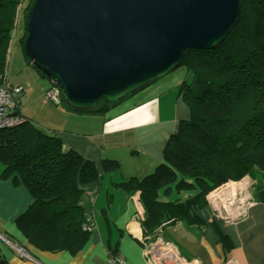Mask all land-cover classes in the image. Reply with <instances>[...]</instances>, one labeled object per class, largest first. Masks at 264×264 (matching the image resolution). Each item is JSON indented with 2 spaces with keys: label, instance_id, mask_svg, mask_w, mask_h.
Instances as JSON below:
<instances>
[{
  "label": "trees",
  "instance_id": "1",
  "mask_svg": "<svg viewBox=\"0 0 264 264\" xmlns=\"http://www.w3.org/2000/svg\"><path fill=\"white\" fill-rule=\"evenodd\" d=\"M33 2L24 6L25 15ZM20 3L0 0V82L7 78ZM240 6L239 22L221 41L184 51L177 68L184 66L192 77L181 84L191 115L169 137L155 171L123 184L140 192L146 237L163 235L164 226L174 221L200 222L194 208L205 205L206 195L228 179L249 176L257 191L264 192V0H240ZM26 34L25 27L22 45ZM120 102L102 98L93 108L76 109L61 99L67 109L94 114ZM0 163L3 175L13 174L33 195L19 220L29 242L51 251L81 248L93 222L84 216L80 201L84 186L100 178L97 165L65 150L58 136L28 118L0 128ZM119 166L117 160L106 159L104 169Z\"/></svg>",
  "mask_w": 264,
  "mask_h": 264
},
{
  "label": "crops",
  "instance_id": "2",
  "mask_svg": "<svg viewBox=\"0 0 264 264\" xmlns=\"http://www.w3.org/2000/svg\"><path fill=\"white\" fill-rule=\"evenodd\" d=\"M11 47L9 67L14 62L13 70L27 73V78L18 75L11 82L6 75L9 86L23 88L19 112L37 127L41 128L36 121L46 126L41 129L58 136L65 150L72 149L92 160L101 175L99 180L84 186L80 201L84 216L93 222L87 240L74 252L51 251L30 243L22 231L19 220L33 203V195L13 174L3 175L4 166L0 163V232L12 243L0 239V264H113V252L125 264H150L145 255V209L140 192L128 191L123 184L132 177L154 172L162 163L169 137L191 115L181 91V84L190 74L186 68L173 76H167L171 75L169 72L141 89L147 92L136 100L129 104L123 100L120 106L105 113L72 112L47 100L45 90L51 81L41 84L36 78L41 85L36 88L32 77L35 68L19 48L14 44ZM13 49L17 51L15 57ZM28 95L33 101L21 105ZM34 103H39L42 114L28 113ZM56 118L68 125H55L59 122ZM106 159L117 160L120 166L106 170ZM213 190L206 195L205 205L194 208L200 222L174 221L164 226L163 236L186 258L197 259L200 264H264V192L259 193L253 185L250 191L254 202L239 209L234 218L230 214L228 220L220 212L223 200L217 202L210 197ZM15 246L23 247L30 257L20 255Z\"/></svg>",
  "mask_w": 264,
  "mask_h": 264
},
{
  "label": "water",
  "instance_id": "3",
  "mask_svg": "<svg viewBox=\"0 0 264 264\" xmlns=\"http://www.w3.org/2000/svg\"><path fill=\"white\" fill-rule=\"evenodd\" d=\"M240 0H34L24 55L76 109L123 101L212 47L239 22Z\"/></svg>",
  "mask_w": 264,
  "mask_h": 264
},
{
  "label": "built area",
  "instance_id": "4",
  "mask_svg": "<svg viewBox=\"0 0 264 264\" xmlns=\"http://www.w3.org/2000/svg\"><path fill=\"white\" fill-rule=\"evenodd\" d=\"M23 93L21 86H9L7 81L0 82V128L12 127L27 121V118L17 112L19 109V100ZM47 100L55 104H61L62 92L58 85L52 83L46 90ZM254 181L249 176H244L238 180H228L224 185L217 187L210 193L212 199L223 200L220 212L224 213V218L230 220L231 214H238L247 204H252L254 200L251 197V187ZM216 206V204H215ZM0 239L12 244L2 232ZM145 255L150 264H200L197 259L186 258L179 248L163 235L155 238L146 237ZM16 247V246H15ZM18 253L24 257H30V254L23 247H16ZM113 264H125L119 256H112Z\"/></svg>",
  "mask_w": 264,
  "mask_h": 264
},
{
  "label": "rangeland",
  "instance_id": "5",
  "mask_svg": "<svg viewBox=\"0 0 264 264\" xmlns=\"http://www.w3.org/2000/svg\"><path fill=\"white\" fill-rule=\"evenodd\" d=\"M28 3V0H21V3H20V7H19V9L21 10V9H23L24 8V6L26 5ZM25 27H26V15L24 14V12H22L21 13V15H20V18H19V22H18V24H17V27H16V29H15V32H14V35H13V40H12V43L11 44H14V47L16 46L17 48H19V50L22 52V54H23V56H25L24 55V51H23V45L21 44V42H20V37L22 36V34L24 33V30H25ZM23 32V33H22ZM27 35V34H26ZM12 48V47H11ZM10 53H11V51H10ZM12 53H13V56H14V54H16L17 53V51H15V49H13V51H12ZM15 57V56H14ZM13 64H14V62L13 63H11V65H10V67H9V65H8V69H7V76H8V79H9V81L11 82V81H13V79H15V77H17L18 75L19 76H21V77H25V78H27V73H25V72H20V71H16V70H13V68H12V66H13ZM10 68V69H9ZM183 71V72H185L184 70H185V67L184 66H181V67H178V68H176V69H174V70H172L171 71V75H167V76H173V75H175L177 72H179V71ZM181 71V72H182ZM32 77H33V79H34V81L36 82V78L37 79H39V81L41 82V84H48V82H49V79L47 78V77H43L36 69H32ZM186 81L189 83V82H191L192 81V77L190 76V77H187V79H186ZM36 88H38V87H41V85L39 84V83H37L36 82ZM145 88H147V87H145ZM145 88L143 89V90H145ZM150 88V87H149ZM143 90H141L140 91V93H135V94H133V95H131L130 97H128L127 99H125L124 100V102H127V104H129L130 102H132V100H136V98L138 97V95L139 94H144V92H147V91H143ZM147 90H149V89H147ZM62 98H63V95H62ZM33 101V97L30 99V96L28 95V96H26V98L24 99V103H21V105H23V104H29V103H31ZM123 102V101H122ZM121 103V102H120ZM54 104V103H53ZM52 104V105H53ZM123 104V103H122ZM38 106H39V103H34V104H32L31 106H30V111L28 112V113H32V115H33V113H38V114H42L43 112H42V110H39V108H38ZM55 106V105H54ZM58 106H60L61 108H64L63 107V105H58ZM57 105L55 106V107H57V108H59ZM117 107L118 106H120L119 104L118 105H116ZM186 106H187V104H186ZM188 107V106H187ZM70 111H72L73 112V110H70ZM70 111H68V112H70ZM36 116H37V114H36ZM35 117V116H34ZM46 118L45 119H47L48 118V116H45ZM55 120H58L59 122H55L54 124L55 125H60V126H63V125H68L65 121H63V120H60L59 118H56ZM36 123L37 124H39L40 125V127L41 128H43V127H46V126H44L43 124H41L40 122H37L36 121ZM73 122H71L69 125H71ZM257 175H260V174H257ZM259 177H261V176H259ZM259 177H256L255 179L256 180H259ZM228 180H234V179H228ZM227 180V181H228ZM226 181V182H227ZM225 182V183H226ZM225 183H222V185H224ZM221 184H220V186H222ZM219 186V187H220Z\"/></svg>",
  "mask_w": 264,
  "mask_h": 264
}]
</instances>
